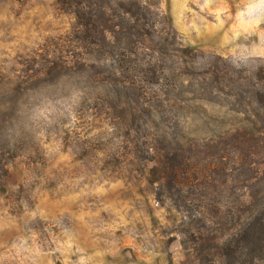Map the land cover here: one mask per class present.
<instances>
[{"label": "rangeland", "instance_id": "rangeland-1", "mask_svg": "<svg viewBox=\"0 0 264 264\" xmlns=\"http://www.w3.org/2000/svg\"><path fill=\"white\" fill-rule=\"evenodd\" d=\"M79 3L93 40L0 0V264H225L264 216V0Z\"/></svg>", "mask_w": 264, "mask_h": 264}, {"label": "trees", "instance_id": "trees-1", "mask_svg": "<svg viewBox=\"0 0 264 264\" xmlns=\"http://www.w3.org/2000/svg\"><path fill=\"white\" fill-rule=\"evenodd\" d=\"M58 2L73 12L85 38L93 40L95 24L86 15L79 0H58ZM261 98L264 101V95ZM221 250L225 264H253L264 260V216L253 217L241 231L223 243Z\"/></svg>", "mask_w": 264, "mask_h": 264}]
</instances>
